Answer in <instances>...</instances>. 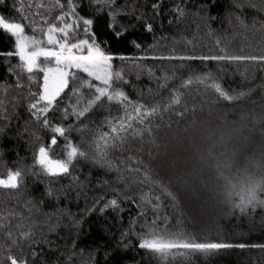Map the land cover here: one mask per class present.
I'll use <instances>...</instances> for the list:
<instances>
[{
  "label": "snow or ice",
  "instance_id": "obj_1",
  "mask_svg": "<svg viewBox=\"0 0 264 264\" xmlns=\"http://www.w3.org/2000/svg\"><path fill=\"white\" fill-rule=\"evenodd\" d=\"M189 2L190 0H180L170 9L176 22H182L189 15ZM218 3L219 0H200L196 11L192 13L205 21L209 35L214 32L211 24L221 20L219 14H212ZM224 3L223 19L228 22L229 27L245 31L257 30L256 25L259 23L258 30H264V21L258 20L256 15L253 16L251 25L246 22L249 11L264 15V0H259V3L255 0H224ZM0 5L7 7L6 0H0ZM35 7L40 9L45 8V5L37 2ZM151 7L155 17L160 13L162 0ZM32 8V0L27 3L25 0H13L11 14L0 13V34L6 35L10 41L8 48H0V60L8 65L7 73L16 77L15 88L23 90L27 86V96L30 97L26 106L30 121H26L23 127H13L12 124L13 120L19 119L16 111L20 106L19 99L13 97L9 101L0 98V158L4 156L3 146L6 140L18 141L28 135L29 139L25 144L31 148L33 159V164L26 168L4 165L5 171L0 174V191L4 197L19 202L27 188L26 177L40 174L57 179L72 176L76 188L82 189L84 184L79 177L72 175V169L81 160L90 161L105 175L116 174L113 181L104 180V185H124L123 189H112L116 192V197L103 203L99 208L101 214L108 209L118 210L119 197L133 186H147L149 192H142L140 199L144 205L151 206L154 215L150 221L141 224L139 232L133 231V234L137 237V247L160 264H193V259L199 255L208 257L229 249L258 248L264 251V244L230 243L224 239L198 237L183 229H170L168 217L163 218L161 225V218L157 214L161 196L170 200L174 207H179L185 199L191 202L206 194L222 206L224 217H234L241 224L246 219L251 220L255 214H264V84L229 92L221 86L212 72H193L186 78L173 72L171 76L164 74L162 77H155V92L148 90L150 96L166 92L163 103L160 100L150 104L139 98L132 100L125 91V86L130 85V81L126 79L123 69L114 70L113 61L117 57L103 46V41H98L97 31L94 30L99 27L100 20L104 19V26L111 29L113 41L140 49L141 44L129 35L128 26L120 24L118 18L134 17L138 23L144 24L149 33L153 31V25L145 19L144 13L136 14V8L130 7V0H124L122 5L117 0H66V3L54 0V4L48 9H59V14L54 18L43 16L39 11L32 12ZM36 17H39V22ZM26 29H30L32 34H28ZM81 31L82 38H76ZM215 46L218 49L216 54L160 56L151 59L264 66V52L259 55L245 54L241 48V54H235L226 45L222 46L219 37L215 40ZM147 58L118 57L121 61ZM13 59L18 62L12 64ZM40 74L42 84H38V91L33 92L32 86L38 83ZM149 74L154 75L150 70ZM196 86L202 87L204 96L211 91L214 97L211 101L204 100L200 111L203 112L207 105L208 114L215 111L222 124L231 129L227 134L221 132L219 142L213 141L200 158L201 164L212 171L211 185L209 180L201 176L197 186L177 167V162L170 163L167 159H161V144L158 142L161 125L154 123L157 118L163 120L167 113L181 119L189 113L195 116L196 106L193 104L191 108L188 107V97ZM131 87L137 91L138 97L144 95L135 85ZM8 88L9 86H0V92L5 97ZM66 89L70 91L68 100L71 102L75 99V103L61 108L62 94ZM257 89L261 90L259 102L251 99ZM197 94H201L199 87ZM249 102L258 107L259 112H256L255 107L247 110ZM9 103L12 105L11 112L8 110ZM218 105L230 108L232 113H238L237 119L229 122V112L221 113ZM113 107L117 110L116 115H112ZM58 110L61 121L73 115L80 122L82 118H88L89 114L98 111L105 115L98 123L89 119L88 123H83L80 127L69 124L66 128L63 123L53 124L49 118L50 113L54 115ZM29 122H35L40 131L52 133L50 144L46 145L36 130L29 129ZM195 123L193 120V124ZM89 124L94 127H89ZM166 127H171V124ZM73 130L80 134L78 144L69 139ZM85 133L90 135L85 137ZM61 137L64 139L63 158L53 159L52 146L57 145L58 138ZM70 190L71 186L67 190L62 188L59 192L46 187L39 200L31 197L25 199L23 206L29 213L28 217L5 205L0 215V221H3L0 222V231L3 232L5 241L0 244L5 253L0 256V264H37L41 255L37 249L47 241L36 238L35 225L28 224L31 214L34 209L40 212L45 200H55L58 203L60 195L67 196ZM157 190L159 194H149ZM79 194L77 192V196ZM101 201H104V196H100L93 207L86 208L85 212L95 211V205ZM44 215L48 220L55 217L58 225L61 216L71 214L57 208ZM140 215L146 214L142 210ZM12 220L18 222L12 224ZM81 222L74 221L73 226L78 228ZM49 230L54 231L55 227L49 225ZM128 235L127 232L121 233L122 240ZM25 246L29 249L27 254ZM105 260L107 262V255ZM40 264H44L42 259Z\"/></svg>",
  "mask_w": 264,
  "mask_h": 264
},
{
  "label": "trees",
  "instance_id": "obj_2",
  "mask_svg": "<svg viewBox=\"0 0 264 264\" xmlns=\"http://www.w3.org/2000/svg\"><path fill=\"white\" fill-rule=\"evenodd\" d=\"M12 1L6 0L7 7L0 5V13L11 14ZM27 2L28 0H25V3ZM37 2H42L45 8L37 9L35 7ZM117 2L122 5L124 0H117ZM158 2L161 0H130V7L136 8V14L144 13L145 19L152 23L153 31L151 33L147 32L144 24L138 23L134 17L118 18L120 24L128 26L129 35L135 37L141 44L140 49L113 41L110 36L111 29L104 26V19L100 20L98 28H94L97 31L98 41H103V46L117 57L113 61L114 70L123 69L126 79L130 81V85L125 86V91L132 100L139 98L149 104L160 100L163 103V98L167 95L166 92H161L159 96H150L148 90L152 89L155 92L157 88L155 77H162L164 74L171 76L173 72L185 78L193 72H212L221 86L229 92L247 90L250 87L264 84V66L261 65L151 59V57L160 56L216 54L218 49L215 46V40L218 37L222 40V46L226 45L228 50L235 54H241V48L244 49L245 54L259 55L264 52V30H258L260 24L256 25L257 30L250 29L247 31L238 27H229L228 22L223 19L224 0H219L217 7L213 9L212 14H219L221 20L211 24L214 30L212 35L208 34L205 21L192 15L200 0H190L188 3L189 15L179 23L176 22L174 13L170 9L180 0H162L160 13L153 17L151 6ZM255 2L259 3V1ZM32 3V12L39 11L41 15L53 18L59 14V9L48 10L54 4V0H32ZM254 15L258 20L264 21V15L249 11L246 20L249 25H251ZM36 20L39 22V17H36ZM170 20L172 21L171 24L169 23ZM26 31L32 34L30 29H26ZM82 36L81 31L76 38H82ZM9 46L8 37L0 34V48H8ZM121 55L148 58L121 61L118 59ZM17 62L15 59L11 61L12 64ZM7 66L4 61L0 60V86H9L7 96L5 97L0 92V98H6L9 101L13 97L19 99L20 106L16 109L19 113V119L13 120L12 124L13 127H23L26 121H30L26 111L28 99H30L27 96L28 89L27 86L23 90L15 88L16 77L7 73ZM149 70L154 75H150ZM41 80L42 74L38 78V83L32 86L33 92L38 91V84H41ZM24 83L27 85L26 81ZM131 85H135L136 89L143 92L144 95L138 97L137 91H134ZM197 87L200 88L201 94H197ZM68 95H70V91L66 89L65 93L62 94L61 108L69 103H75V99L71 102L68 100ZM193 96L195 99H192ZM212 99L214 97L211 91L207 96H204L202 87L196 86L188 97V107L191 108L193 104L196 106L195 116L189 113L181 119L167 113L163 120L157 118L154 121V123L161 125V131L158 133V142L161 144V159H167L170 163L177 162V167L182 169L187 174V178L197 186L201 176L209 180L211 185L212 171L201 164V156L205 154L206 149L211 146L213 141L219 142L221 132L227 134L231 131L217 118L215 111L210 115L208 114L207 105H205L203 112L200 111L201 103L204 100L211 101ZM251 99L259 102L261 90L257 89ZM254 107L250 102L246 105L247 110ZM217 108L221 113L229 112V122L237 119L238 113H232L230 108L225 109L219 105ZM8 110L9 112L12 111L11 103L8 105ZM255 110L259 112L258 107H255ZM116 114L117 110L113 107L112 115ZM104 115V112L98 111L89 114L88 118H82L80 122L76 120L75 116L69 115L67 120L61 121V113L58 110L54 115L50 113L49 118L53 124L63 123V126L67 128L69 124L80 127L83 123H88L89 119L98 123ZM193 120L196 121L195 124H193ZM169 123L171 127H166ZM28 127L30 130H36L46 145L50 144L51 132L40 131L35 122H29ZM89 127H94V125L89 124ZM89 135L90 133H85V137ZM80 138V134L75 130L69 135V139L76 144L80 142ZM28 139V135H25L22 140H6L4 142V156L0 158L4 164L3 172L0 170V174L5 171L4 165L10 168H26V166L33 164L31 148L25 144ZM63 145L64 139L58 138L57 145L52 146L53 159L63 158ZM145 159H147L146 156ZM72 175L79 177V180L83 182L84 187L82 189L76 188L72 176L57 179L40 174L26 177L27 188L23 191L19 202L6 199L0 191V215L7 205L8 208H14L17 213H22L28 217L29 213L23 206L25 199L31 197L39 200L46 187H52L57 192L62 188L67 190L69 186L72 187L67 196L60 195L58 203L55 200H45L41 206V211L36 212L34 209L31 214L32 218L28 224L35 225L36 238L47 241L37 249L41 254L40 258L37 259V264H40L41 259L44 264H68V261L70 264H160L146 251L137 247V237L133 234V231L139 232L141 224L150 221L154 215L151 206L144 205L140 199L142 192H149L147 186H133L119 197L120 208L118 210L108 209L101 214L99 208L103 206V203L116 197V192L112 189L124 188L123 184H103L104 180L113 181L116 174L105 175L90 161L81 160L74 165ZM77 192L80 193L79 196H77ZM149 194L155 195L159 192L157 190ZM100 196H104V201L95 205V211L86 213L85 209L93 207ZM126 197H132V199ZM57 208L71 214L61 216L58 225L55 217L48 220L44 215V213L54 212ZM142 210L145 212V216L140 215ZM223 213L222 206L212 196L206 194L203 198L191 202L185 199L179 207H174L170 200L161 196L157 214L161 218L159 221L161 225L164 222L163 218L168 217V226L173 230L183 229L188 233H195L198 237L224 239L230 243L264 244V222H262L264 214H255L251 220L246 219L241 224L240 220L234 217L226 218ZM57 215L60 214L57 213ZM74 221L82 222L77 228L73 226ZM17 222V220L11 221L12 224ZM49 225L54 226L55 230L50 231ZM125 232L129 235L122 240L121 233ZM4 242L3 232L0 231V244ZM117 245L120 246L117 247ZM124 245L128 246L124 247ZM24 251L27 254L29 249L25 246ZM4 254V249L0 248V256ZM106 255L108 256L107 262L105 260ZM193 264H264V251L258 248L229 249L208 257L199 255L193 259Z\"/></svg>",
  "mask_w": 264,
  "mask_h": 264
},
{
  "label": "rangeland",
  "instance_id": "obj_3",
  "mask_svg": "<svg viewBox=\"0 0 264 264\" xmlns=\"http://www.w3.org/2000/svg\"><path fill=\"white\" fill-rule=\"evenodd\" d=\"M255 1H259V0H255ZM64 2L66 3V0H64ZM12 3H13V1H12ZM29 34V33H28ZM41 84H42V80H41ZM3 164H4V161L3 160H0V170L3 172ZM13 231H15V229H13ZM68 264H70L69 263V261L67 262ZM86 263V262H85Z\"/></svg>",
  "mask_w": 264,
  "mask_h": 264
}]
</instances>
